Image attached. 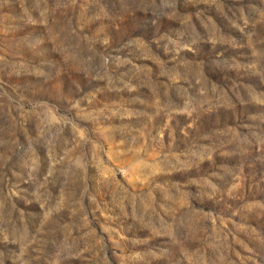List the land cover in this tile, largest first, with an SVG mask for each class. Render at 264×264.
<instances>
[{
	"label": "rangeland",
	"instance_id": "1",
	"mask_svg": "<svg viewBox=\"0 0 264 264\" xmlns=\"http://www.w3.org/2000/svg\"><path fill=\"white\" fill-rule=\"evenodd\" d=\"M0 264H264V0H0Z\"/></svg>",
	"mask_w": 264,
	"mask_h": 264
}]
</instances>
